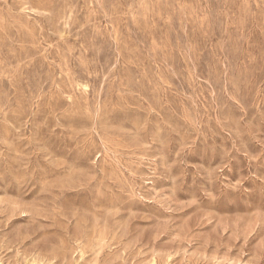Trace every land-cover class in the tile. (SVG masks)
Wrapping results in <instances>:
<instances>
[{
    "label": "rangeland",
    "instance_id": "374dc122",
    "mask_svg": "<svg viewBox=\"0 0 264 264\" xmlns=\"http://www.w3.org/2000/svg\"><path fill=\"white\" fill-rule=\"evenodd\" d=\"M0 264H264V0H0Z\"/></svg>",
    "mask_w": 264,
    "mask_h": 264
}]
</instances>
